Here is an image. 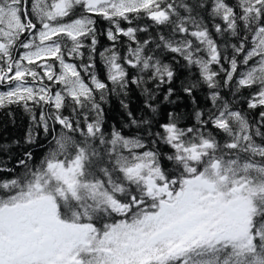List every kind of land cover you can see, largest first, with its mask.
<instances>
[{
    "label": "snow or ice",
    "instance_id": "snow-or-ice-1",
    "mask_svg": "<svg viewBox=\"0 0 264 264\" xmlns=\"http://www.w3.org/2000/svg\"><path fill=\"white\" fill-rule=\"evenodd\" d=\"M0 89V264H264V0H0Z\"/></svg>",
    "mask_w": 264,
    "mask_h": 264
},
{
    "label": "trees",
    "instance_id": "trees-1",
    "mask_svg": "<svg viewBox=\"0 0 264 264\" xmlns=\"http://www.w3.org/2000/svg\"><path fill=\"white\" fill-rule=\"evenodd\" d=\"M106 26V25H102ZM102 42L107 44L108 42L101 38ZM2 90V89H0ZM138 100H134L133 107H135ZM15 116V122L12 118L7 115V109L0 110V140L11 142L12 140H20V145H14V152H22L28 149L30 146L23 143L24 136L30 124L29 116L21 108L13 106L11 109ZM122 113L117 104H114L113 109L107 114L110 122H116L121 117ZM35 157L37 160L44 154L45 149L39 147H32Z\"/></svg>",
    "mask_w": 264,
    "mask_h": 264
}]
</instances>
